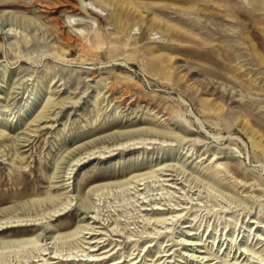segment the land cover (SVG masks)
Returning <instances> with one entry per match:
<instances>
[{"label":"rangeland","instance_id":"1","mask_svg":"<svg viewBox=\"0 0 264 264\" xmlns=\"http://www.w3.org/2000/svg\"><path fill=\"white\" fill-rule=\"evenodd\" d=\"M214 263L264 264V0H0V264Z\"/></svg>","mask_w":264,"mask_h":264},{"label":"bare ground","instance_id":"2","mask_svg":"<svg viewBox=\"0 0 264 264\" xmlns=\"http://www.w3.org/2000/svg\"><path fill=\"white\" fill-rule=\"evenodd\" d=\"M77 231H79V230H77L76 229V231H74L73 233H76ZM72 232L71 233H68V234H73ZM189 234H191V233H188V235ZM37 237V236H36ZM29 238H31V237H28V238H22V239H16V240H20V241H24V240H26V239H29ZM38 238V237H37ZM260 238V237H259ZM188 239H191V238H188ZM185 244H191V245H195V244H199V243H197L196 241L193 243V241H192V243H185ZM169 250V249H168ZM194 255V254H193ZM198 257H201V254H199V255H197ZM206 255H203L202 256V258L203 257H205ZM118 262H120V261H118ZM215 264V263H214Z\"/></svg>","mask_w":264,"mask_h":264}]
</instances>
